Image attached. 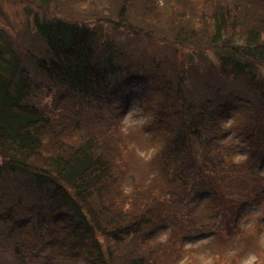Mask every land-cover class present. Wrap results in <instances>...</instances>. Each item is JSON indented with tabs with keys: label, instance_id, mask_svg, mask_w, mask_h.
Returning <instances> with one entry per match:
<instances>
[{
	"label": "trees",
	"instance_id": "1",
	"mask_svg": "<svg viewBox=\"0 0 264 264\" xmlns=\"http://www.w3.org/2000/svg\"><path fill=\"white\" fill-rule=\"evenodd\" d=\"M207 2L208 34L186 32L179 18L187 12L170 18L179 29L175 46L213 56L203 73L189 66L191 52L140 64L89 24L35 9L25 43L0 26L1 264H50L58 252L113 264L118 246L147 243L163 226L167 240L132 250L119 264H182L185 243L204 231L194 212L207 195L216 201L215 228L227 237L241 232L238 220L264 201V25L239 33L226 5ZM195 3L177 0L193 13ZM171 58L176 69L159 75ZM223 81H241L244 91L217 86ZM135 85L163 94L149 108L166 138L153 157L168 188L151 194L138 184L123 188V124ZM236 100L252 106L239 128L248 153L241 163L231 160L235 145L224 126Z\"/></svg>",
	"mask_w": 264,
	"mask_h": 264
},
{
	"label": "rangeland",
	"instance_id": "2",
	"mask_svg": "<svg viewBox=\"0 0 264 264\" xmlns=\"http://www.w3.org/2000/svg\"><path fill=\"white\" fill-rule=\"evenodd\" d=\"M192 1L196 2L194 13L188 8L184 10V5L180 8L177 0H149L146 1L148 3L146 6L143 5V0H0V26L22 43L30 36V28H33L31 22L33 15H28V12L32 14L34 9L35 13L41 17L57 16L78 21V23L85 22L90 27L97 29L98 32L110 36L119 49L131 58H137L140 64L145 65L149 60H161L164 56L170 58L173 55L176 59V54L178 60L181 58L179 55L186 56L190 54L189 52L194 56L193 45L190 46L186 43V47H182L173 44V39L179 29L173 28L170 23L174 12L178 10L182 14L187 12L186 16L179 18L186 32L189 34L194 29L201 36L208 34L212 20L207 17L205 20L203 16L210 10V5L207 0ZM215 1H219L229 8L231 17L237 21L239 33L252 26L261 27L264 25V2L262 0ZM124 2L126 5L122 16H120ZM145 8L151 11V16H145ZM29 17L30 20H28ZM128 28L136 29L142 34L146 33L153 36L154 39L130 33L127 31ZM194 44L203 46V42L199 38L195 39ZM166 53L167 55H165ZM203 58L201 56L193 57L189 65L193 71L198 70L203 73L206 66L211 63V59H214L211 54H208L206 59ZM171 59L172 63L169 62L168 66L164 63L159 75L167 76L168 68L166 67H170L171 70L176 69V62L173 58ZM204 75L207 78H213L214 72L207 70ZM217 86L235 89L237 94H242L241 90L244 91L241 81L236 83L223 81ZM162 98L161 91L155 90L153 86L135 85L132 88V96L123 124L125 132L123 164L126 170L123 188L128 193L137 184L143 188L146 194L168 188L166 176L160 171L153 157L166 138L161 130L151 125L155 111L149 108L155 106ZM251 110L250 103L236 100L224 122V126L230 130L227 141L235 145V152L231 160L236 163L244 162L248 154L246 147L240 142L239 128ZM179 184L176 187H181L182 181ZM215 204L216 201L210 195L204 196L198 204L194 215L198 224L204 227V231L185 243L181 263L233 264L232 260L239 255L237 264H264V201L261 205H252L248 208L247 212L238 220L241 232L231 237L225 236L215 228V224L219 220L218 213L213 210ZM169 236L170 229L163 226L160 232L151 237L147 243L139 244L132 239L128 244L118 246L113 262L121 263L122 258L132 250L158 246ZM1 262L2 256L0 264ZM50 264H84V260L79 256L73 257L70 254L58 252L52 255Z\"/></svg>",
	"mask_w": 264,
	"mask_h": 264
}]
</instances>
